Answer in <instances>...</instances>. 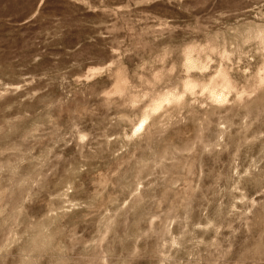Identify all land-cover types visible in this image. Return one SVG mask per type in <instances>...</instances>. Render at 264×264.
<instances>
[{
  "label": "clouds",
  "instance_id": "clouds-1",
  "mask_svg": "<svg viewBox=\"0 0 264 264\" xmlns=\"http://www.w3.org/2000/svg\"><path fill=\"white\" fill-rule=\"evenodd\" d=\"M0 264H264V0H0Z\"/></svg>",
  "mask_w": 264,
  "mask_h": 264
},
{
  "label": "rangeland",
  "instance_id": "rangeland-1",
  "mask_svg": "<svg viewBox=\"0 0 264 264\" xmlns=\"http://www.w3.org/2000/svg\"><path fill=\"white\" fill-rule=\"evenodd\" d=\"M11 12H16V11H19V8L18 7H13L10 9Z\"/></svg>",
  "mask_w": 264,
  "mask_h": 264
}]
</instances>
